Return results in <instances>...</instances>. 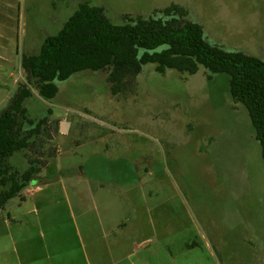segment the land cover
I'll return each mask as SVG.
<instances>
[{
    "label": "rangeland",
    "instance_id": "obj_1",
    "mask_svg": "<svg viewBox=\"0 0 264 264\" xmlns=\"http://www.w3.org/2000/svg\"><path fill=\"white\" fill-rule=\"evenodd\" d=\"M85 1L117 25L179 5L209 43L264 61V0H0V113L29 84L22 57L37 54ZM208 75L203 68L161 75L148 64L113 95L107 71L86 70L57 83L48 101L30 86L28 118L47 121L32 146L9 159L12 172L23 174L34 160L42 168L37 178L58 177L47 194L71 199L86 246L104 229H84L80 209L97 224L110 207L102 203L107 197L113 220L127 223V243L150 239L145 253L175 246L181 264H264L261 146L228 77Z\"/></svg>",
    "mask_w": 264,
    "mask_h": 264
},
{
    "label": "trees",
    "instance_id": "obj_2",
    "mask_svg": "<svg viewBox=\"0 0 264 264\" xmlns=\"http://www.w3.org/2000/svg\"><path fill=\"white\" fill-rule=\"evenodd\" d=\"M187 15L185 8L171 5L161 17L125 16L124 24L117 25L104 8L85 1L58 34L45 39L37 54L22 57L29 84L20 85L0 113V211L42 170L34 160L23 174L12 172L9 164L16 152L32 146L47 121L28 118L24 102L32 95L30 86L42 99L52 100L59 91L57 83L86 70L107 71L113 95L126 91L148 64L161 75L169 69L194 75L201 68L209 73V81L226 75L232 99L248 111L264 161V61L209 43L203 27ZM26 123L32 127L25 129Z\"/></svg>",
    "mask_w": 264,
    "mask_h": 264
},
{
    "label": "crops",
    "instance_id": "obj_3",
    "mask_svg": "<svg viewBox=\"0 0 264 264\" xmlns=\"http://www.w3.org/2000/svg\"><path fill=\"white\" fill-rule=\"evenodd\" d=\"M55 179L58 177L33 179L37 185L32 187L31 182L0 211V264H181L176 255L180 249L175 246H163L155 256L144 252L152 246L150 239L127 243L121 235L127 223L113 220L112 202L107 197L102 203L110 207L100 214L103 220L97 216V224H90L88 214L80 209L84 229L96 235L104 229L102 238L93 236L96 240L86 246L83 228L73 218L71 199L47 194L45 187ZM97 186L98 190L104 187Z\"/></svg>",
    "mask_w": 264,
    "mask_h": 264
},
{
    "label": "water",
    "instance_id": "obj_4",
    "mask_svg": "<svg viewBox=\"0 0 264 264\" xmlns=\"http://www.w3.org/2000/svg\"><path fill=\"white\" fill-rule=\"evenodd\" d=\"M68 127H69V123H68V122H63V123L61 124V131H62L63 133H67V132H68Z\"/></svg>",
    "mask_w": 264,
    "mask_h": 264
}]
</instances>
